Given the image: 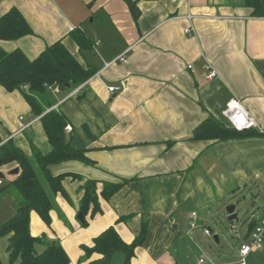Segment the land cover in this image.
<instances>
[{"label":"crops","instance_id":"crops-1","mask_svg":"<svg viewBox=\"0 0 264 264\" xmlns=\"http://www.w3.org/2000/svg\"><path fill=\"white\" fill-rule=\"evenodd\" d=\"M137 7L134 20L123 0H0V17L17 8L33 31L0 41L5 52L19 49L32 60L61 41L82 66L95 69L78 95L56 94L53 106L70 122L71 144L87 149L94 165L72 161L51 167L54 175L75 173L82 181L66 177L62 185L70 203L55 197L51 229L32 213L30 232L59 238L70 264L99 259L93 255L80 262V247L108 227L130 244L143 223L144 243L129 264L235 261L248 229L230 250L208 253L189 223L204 225L212 209L247 192L264 194V18L253 17L244 0H138ZM187 15L193 19L180 18ZM189 27L194 32L185 34ZM74 30L94 42L92 50L80 51L70 37ZM206 67L216 76L208 78ZM111 87L119 89L110 93ZM232 98L262 132L248 130L249 136L228 141L191 140L196 126L210 116L226 123L222 111ZM0 139H11L27 156L29 142L41 153L50 150L39 118L22 95L2 87ZM15 168L6 164L0 172L10 182ZM89 179L130 182L108 201L100 199L101 212L92 219L88 214L83 227L77 215L81 186ZM123 217L128 221H118ZM246 263L264 264V247ZM108 264H122L121 256Z\"/></svg>","mask_w":264,"mask_h":264},{"label":"trees","instance_id":"trees-1","mask_svg":"<svg viewBox=\"0 0 264 264\" xmlns=\"http://www.w3.org/2000/svg\"><path fill=\"white\" fill-rule=\"evenodd\" d=\"M123 1L134 20H137L140 13L138 0ZM244 4L251 10L253 17L264 18V0H244ZM30 35H33V31L17 8H11L0 17V41H15ZM70 37L80 51L93 49L94 42L81 30L72 31ZM94 74L95 69L82 66L61 41L47 45L32 60L19 49L5 52L0 47V87L8 93L19 92L22 95L31 115L39 118L50 146L49 152L41 153L29 142L31 156H27L11 139H0V166L15 163L19 168V174L12 181L5 186L0 185V196L10 194L13 190L17 196L14 215L0 226V239H6L8 264H70L59 238L32 236L30 215L35 213L51 229V211L56 207L55 197L61 195L70 203L62 185L63 180L69 177L73 181H82V177L75 173L54 175L51 167L72 161L94 165L87 156V149L71 144L68 136L72 130L65 132L70 122L61 111L53 109L56 94L51 92L54 86L58 87L60 94L71 92ZM245 132L237 131L210 116L196 126L191 140L228 141L249 136ZM129 182L130 180L124 179L100 183L86 180L81 186L83 194L79 203V211L84 216L81 225L88 226L85 219L88 214L92 219L101 212L100 199L108 201ZM98 185L101 186L100 189ZM128 218H119L118 221L127 222ZM256 224L257 220H251L248 232ZM146 234L147 227L143 223L133 242L128 244L122 240L114 226H110L93 238L90 245H81L83 256L80 262L97 255L99 259L89 264H108L114 255H120L122 264H129L135 256V250L143 245Z\"/></svg>","mask_w":264,"mask_h":264},{"label":"rangeland","instance_id":"rangeland-1","mask_svg":"<svg viewBox=\"0 0 264 264\" xmlns=\"http://www.w3.org/2000/svg\"><path fill=\"white\" fill-rule=\"evenodd\" d=\"M57 96H55L56 98ZM25 119L27 117L25 116ZM3 165L0 166V168ZM1 173V172H0ZM2 186H5L9 183L8 179L5 177L4 180H1ZM264 194L261 192L252 193L247 192L246 194L237 197V200H241L239 209V218L240 223L238 224L237 230L231 231L229 224L226 222L225 218V206L212 209L210 213L203 217L204 225L197 224V227L193 230L200 232V239L198 240L199 246H202L203 249L214 252H225L230 250L235 243L239 242L240 238L246 233L248 229V223L253 219L257 220L264 213ZM15 191H11L8 195L0 196V226L10 219L14 215L15 209ZM235 201L231 202L234 203ZM254 206H251L252 204ZM219 210V211H218ZM261 215V216H260ZM63 218V217H61ZM63 220V219H62ZM64 221V220H63ZM65 222V221H64ZM204 228L212 230V235L209 237L204 236ZM214 236L219 238V242H216ZM6 239H0V262L2 264H8L7 254L5 253ZM212 248V249H211Z\"/></svg>","mask_w":264,"mask_h":264},{"label":"built area","instance_id":"built-area-1","mask_svg":"<svg viewBox=\"0 0 264 264\" xmlns=\"http://www.w3.org/2000/svg\"><path fill=\"white\" fill-rule=\"evenodd\" d=\"M180 18L185 19L187 21H191L193 19V16L187 15V16L180 17ZM193 32H194V29L190 27L184 30L185 34H192ZM119 60L121 62H125L124 58H120ZM188 68H190V66ZM206 69L210 70L209 67H206ZM215 76H216L215 72L210 70L208 74V78H213ZM82 87H83V84L77 86L75 89H73L70 92L68 97L78 95ZM118 89L119 88L111 87L109 88V92L114 93ZM51 92L53 94L59 93L58 87L54 86L51 89ZM222 115H223V118L226 124L229 127H232L233 129L237 131H248V130L258 129L260 132H262V130L260 129L256 121L254 120V118L246 111V109L241 105V103L235 98H232L226 104L225 108L222 111ZM70 131H71V127L69 125L66 126L65 132L69 133ZM1 184L2 182L0 180V185ZM191 217L195 219L196 213H192ZM251 220H253V217ZM196 227H197V223L195 221H192L189 223L190 230H193ZM203 232H204V235L206 236L212 235V231L208 228H204ZM263 247H264V214L257 219V224L247 234L245 239L238 245L235 251L237 259L235 261H228L226 264H247L246 263L247 257L252 252L261 250ZM198 264H209V263L205 259H199Z\"/></svg>","mask_w":264,"mask_h":264},{"label":"water","instance_id":"water-1","mask_svg":"<svg viewBox=\"0 0 264 264\" xmlns=\"http://www.w3.org/2000/svg\"><path fill=\"white\" fill-rule=\"evenodd\" d=\"M18 174H19V168H15L11 172H9L8 175L12 177H16ZM4 179H5V175L0 173V180H4ZM240 204H241V200L236 199L234 203L226 205L224 210L226 222L229 224L230 230L234 232L237 230L238 224L240 223V218L238 213L239 209H237L238 206H240ZM251 206H254V203ZM83 219L84 216L82 215V213H79L77 215V220L83 222Z\"/></svg>","mask_w":264,"mask_h":264}]
</instances>
